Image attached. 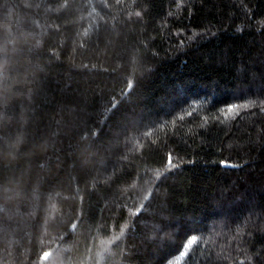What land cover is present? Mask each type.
Returning a JSON list of instances; mask_svg holds the SVG:
<instances>
[{"label":"trees","instance_id":"trees-1","mask_svg":"<svg viewBox=\"0 0 264 264\" xmlns=\"http://www.w3.org/2000/svg\"><path fill=\"white\" fill-rule=\"evenodd\" d=\"M0 55V264H264V0H0Z\"/></svg>","mask_w":264,"mask_h":264},{"label":"clouds","instance_id":"clouds-1","mask_svg":"<svg viewBox=\"0 0 264 264\" xmlns=\"http://www.w3.org/2000/svg\"><path fill=\"white\" fill-rule=\"evenodd\" d=\"M8 70H9V60L7 56L0 55V99L4 98L2 93L5 91L4 81L7 78ZM3 123H4V119L3 117H0V125H2ZM22 146H23V141L19 135L11 139L10 151L12 152V154L18 153Z\"/></svg>","mask_w":264,"mask_h":264},{"label":"snow or ice","instance_id":"snow-or-ice-1","mask_svg":"<svg viewBox=\"0 0 264 264\" xmlns=\"http://www.w3.org/2000/svg\"><path fill=\"white\" fill-rule=\"evenodd\" d=\"M244 107H247V105L245 104ZM239 108L240 105L238 104H232L230 106L227 107L226 111L224 112V115L227 117L228 115H238L239 114ZM189 116L192 115L191 112L188 113ZM181 120L184 119L183 116L180 117ZM166 164L169 170H172L173 168L177 167L178 164L174 162V158L172 156L171 153L168 154L167 158H166ZM230 167H238V165H231ZM198 242L197 240V236H192L190 239L187 240V245L184 251V255H188L187 249L192 248L194 245H196Z\"/></svg>","mask_w":264,"mask_h":264}]
</instances>
